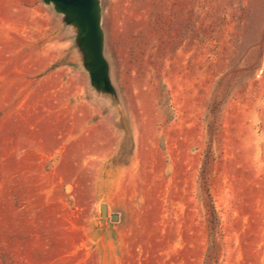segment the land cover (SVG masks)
I'll return each instance as SVG.
<instances>
[{"label":"rangeland","instance_id":"1","mask_svg":"<svg viewBox=\"0 0 264 264\" xmlns=\"http://www.w3.org/2000/svg\"><path fill=\"white\" fill-rule=\"evenodd\" d=\"M99 2L111 95L0 0V264H264V0Z\"/></svg>","mask_w":264,"mask_h":264},{"label":"water","instance_id":"2","mask_svg":"<svg viewBox=\"0 0 264 264\" xmlns=\"http://www.w3.org/2000/svg\"><path fill=\"white\" fill-rule=\"evenodd\" d=\"M62 15L63 22L75 31V45L81 63L89 76L90 85L99 94H114L110 82L109 66L103 55L104 35L101 29L99 0H42ZM105 217L106 207L101 205ZM112 219H116L115 216Z\"/></svg>","mask_w":264,"mask_h":264}]
</instances>
